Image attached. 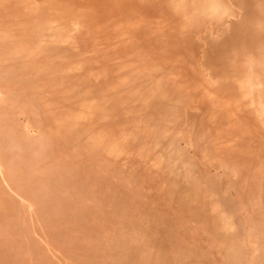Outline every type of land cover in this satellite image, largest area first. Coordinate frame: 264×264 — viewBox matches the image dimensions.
Listing matches in <instances>:
<instances>
[{"label":"rangeland","instance_id":"374dc122","mask_svg":"<svg viewBox=\"0 0 264 264\" xmlns=\"http://www.w3.org/2000/svg\"><path fill=\"white\" fill-rule=\"evenodd\" d=\"M42 1L43 7L48 5L50 10L58 9L55 13L65 9L68 13L74 11L77 12L76 14L83 15L87 11L84 6L79 7L76 4L72 8V0L71 2L67 0V8H63L64 4L61 6V2H57L59 0H53L52 3H48V0L40 2ZM79 1L85 6L88 2L76 0V2ZM216 2L220 3V6L218 5L219 7L217 6L211 13L201 10L195 16H189L186 19L188 21L185 22L182 13L175 14L176 25L170 26L168 32L174 34L175 38L172 40L175 44L174 48L181 50L183 47V49L181 53L179 50L174 51V55L167 58L169 65L165 68L157 67L151 60L148 61L149 68L145 67L143 70L151 72L155 78L145 81L150 90L144 93L142 98L137 99L136 104L139 109L136 113H139L138 124L141 122L142 128L138 124L129 128L128 135L124 136V141L121 142L130 141L133 143V148L119 149L121 155L125 157V161L120 163V170L126 174L127 178L131 176V180L141 181L142 184L143 180L150 177L149 174L153 175L152 172L156 171L158 174L155 179L161 182V190L172 193V205L164 206L163 210L158 212L161 214V217H158L159 221L154 218L149 219L151 215L148 216L146 205L141 207L144 216L140 225L144 227L142 232L146 230V233L143 236L136 234L137 245L152 251L151 256L156 263L264 264V191L261 187L264 185V178L261 177V172L256 170L258 163L249 161L259 158L258 161L262 162L264 159V0H216ZM162 3L164 0H157L155 8L159 10ZM36 11L40 15L38 10ZM159 11L163 12L162 9ZM38 15L36 17L39 21ZM163 16L155 19L160 25L165 23ZM80 20L79 16H75L72 20L73 36L83 37L87 31L86 23H81ZM166 25L169 27V24L162 26ZM241 35L249 36L251 43L243 45L237 42L232 46L231 42L236 41V38ZM159 37L164 38L168 43L169 38L164 31L160 32ZM75 39H73L74 43ZM256 43L260 45L256 46ZM221 44L227 46L221 54L223 65L218 66L216 51ZM64 46L85 55L83 58H87V62L82 63L85 69L90 63L95 62L96 66H101L103 63V58L101 61L98 59L104 55L99 49L84 52L83 48L79 50L78 43L71 47L67 44ZM111 49L114 53H121L119 56L121 60L133 64L131 56L135 54V50L132 47L122 51L119 45H115ZM114 53L111 55L114 56ZM33 55L31 53L23 65L29 72L43 68L42 63H36L34 66L36 58ZM149 57L151 55L147 56L148 59ZM112 62L114 63L113 60ZM128 66L131 70L132 66ZM110 68L107 69L112 70L113 66ZM136 68L140 70V66ZM78 70L80 73L84 71L80 65ZM134 70L138 71L135 68ZM164 73L170 75L162 77ZM188 73L194 77L188 76ZM97 77L87 80L86 76H82L78 78V81L81 83L85 81L81 87L90 86L88 81H96L94 78ZM196 78L199 82H195ZM45 85L44 79L39 81L38 100L40 103L42 101L47 104L55 103L61 96L49 95L50 93L44 90ZM62 97L64 100L60 102L61 106L54 104L52 107L54 113L60 118L51 117L47 121L41 117L43 113L36 111L35 108L29 109V104L24 99L20 102L14 101L11 103L15 112L14 117L11 118L12 129L16 127L19 132V126L23 139L30 141L31 144L43 142L45 144L47 141L41 137V129L33 127L32 122L36 120L39 121L38 126L46 128L44 130L51 131L55 127L65 126L68 127L69 132H74L78 124H71L68 116L69 113L76 111L77 104H72L67 97ZM167 98L170 100V103L167 102L168 106L170 105L168 108L163 107L160 100ZM8 100V94L0 92V113L1 107ZM117 116L115 111L113 115L108 116V119H115ZM166 116H170L169 119H165L163 125H160L161 129H165L164 127L166 129L161 131L159 138L150 139L146 128L154 126L155 121ZM234 120L238 122V125L235 132H231ZM140 139L143 140L140 141ZM85 141L80 140L78 146L74 144L72 148L75 150L80 146L81 150L87 151ZM115 142L117 146L123 144L120 140ZM136 143H141L142 146L138 151ZM250 144L252 146H248ZM44 146L46 144L42 147ZM258 148H261L262 152L256 151ZM151 150L155 152V156ZM26 151V147L19 148L17 143L14 146L8 144L0 134V195L7 198V204L15 214V227L13 231H10L8 239L3 237L0 230V264H49V262L50 264H132L131 251L127 255L128 259H125L126 255L118 254L108 247L110 238L115 235L114 227L107 232L106 225L110 222L105 221L106 219L103 221L109 211L106 208L108 202L98 205L89 196H83L94 189L93 192L97 196L106 198L113 190V192L116 191L113 185L119 181V178H115L112 173L109 176L111 179H108L111 182L105 181V185L103 180H100L102 183L98 181L97 188L84 183L86 186L81 187L80 191H65L62 182L69 183V186L70 183H77L79 180L83 183L85 179H80L77 173H71L70 167H67L68 170L62 166L63 169H56L54 172L52 168H49L54 165H49L51 163L47 159L44 163V157H40L44 168L41 166L37 174L38 167H33L36 163L31 164L29 160L23 158ZM96 157L99 164L103 163L102 158L98 159V155ZM66 159L67 156L63 161ZM33 175L43 177L36 188H30L29 185H33L30 180ZM103 175L104 173L100 172L99 176ZM161 177H164V180ZM129 183L134 185L136 182L129 181ZM144 183L145 185L139 187L145 194L146 191L151 190V184L147 180ZM57 185H61V188L56 187ZM58 188L61 198L68 201L62 203L54 200L51 209L48 210L46 204L51 200L52 195L55 196L54 190ZM172 188L174 190L176 188V191H172ZM191 188L195 190L192 195L200 199V201L197 200L199 203L197 209L203 214L204 221L205 219L207 221L202 223L181 218L176 220L173 225L177 236H173L176 238L173 240L175 242L173 245H176L180 238L188 243L191 241L195 249L185 255L182 251L172 252L171 249V253L167 254L169 256L167 262L165 259L159 260V252L155 251L157 247L152 243L158 241L164 245L170 242L169 235L172 236L171 231H173L172 229L168 234L169 228L160 225L166 223L164 214L178 208L177 198L185 189L189 193ZM49 192L52 195L48 194ZM80 192L81 202H78L76 199ZM205 196L206 199L201 200ZM41 199L47 202L42 203ZM82 212L90 217L93 213L97 219L99 217L101 223H90L86 226L88 229H84L79 226L80 222H77L80 221L78 217ZM50 216L52 220L48 219ZM182 232H185V236H181ZM188 235L192 237L190 241L187 240ZM135 253L134 256L137 255V252Z\"/></svg>","mask_w":264,"mask_h":264},{"label":"bare ground","instance_id":"6f19581e","mask_svg":"<svg viewBox=\"0 0 264 264\" xmlns=\"http://www.w3.org/2000/svg\"><path fill=\"white\" fill-rule=\"evenodd\" d=\"M36 1L37 3H35ZM40 1L41 0H0V92L4 94L7 93L9 98L5 105L1 107L3 111L1 110L0 113V134L3 135V138H5L8 144L14 146L17 143L19 148L21 146L27 148L23 158L29 160L31 164L32 162L37 164L33 165V167H38L37 174H39L40 167L43 164L40 161V157H44V163L45 159H47L48 162L51 163L49 165H54V167H49L52 168L54 172L56 169H63L62 166L66 168L70 167L72 170L67 169L71 173H77L80 179H85L83 183L81 180L75 183L74 178V183H70L69 186V183L64 184V182H62L66 189L65 191H80L81 187L86 186L84 183L97 188L99 184L98 181L101 182L100 180H103L104 185L105 181L107 183L111 182L108 179H111L109 176L113 173L115 178H119V181L113 185L115 186V192H113V190L104 198V196H97V194L93 192L94 189H91V193L83 195L89 196L98 205L108 202L106 208H108L107 210L109 211L103 218V221L106 219L105 221L110 222V224L107 223L106 225L107 232L108 230L111 231L112 227H114L113 230L115 229V235H111L112 238H110V244H108L109 249L111 250L112 248L114 251L118 252V254L126 255L125 259H128L127 255H129L131 251L130 257H132V264H161L155 262L156 260L151 256L152 251L146 249V252L145 248L137 245L138 241L136 234L143 236L146 233V230L142 232L144 227L140 225L141 219L144 216L142 213L143 210H141L142 205H146L148 216L151 215L149 219L154 218V220L159 221L158 217H161V214L158 212H160L161 209L163 210L164 206L172 205V193L161 190V182L155 179L158 174L155 171L152 172L154 173L153 175L149 174L150 177L146 178L147 182L151 184V190L149 189L150 191H146L144 194L139 186L145 185L144 181L146 180H143L141 184V181L131 180V176L127 178L126 174L120 170V163L125 161V157L121 155L119 149L121 147L133 148L132 142L128 141L123 143L121 141L124 136L128 135L129 128L133 125L137 126L139 122V113H136V110L139 109L136 104L137 99L142 98L143 94L150 90L148 89V83H145V81H150L155 78L151 72L143 70L145 67L149 68L150 62L148 63V61L151 60L157 67L160 66V68H165L169 65L167 58H171V56L174 55V51L179 50L181 53L183 49V47L181 50L174 48L175 44L172 42L175 38L174 34L168 32L170 26L176 25L175 14L182 13L185 17L183 20L185 22L188 21L186 19L189 18V16H195V14L201 10L205 13H211L218 5L220 6V3L216 2V0H164L165 6L164 3H162L159 9H162L164 12V14H161L163 12L155 8L157 6V0H87L86 6L83 5L84 3L81 1L76 2V0H72V3L69 0L72 8L76 4L79 7L84 6V8L87 9L86 13L82 15L76 14L77 12L74 11L68 13L65 9L60 10L61 12L59 13H55L58 9H56V11L55 9L50 10L48 5L47 7H43V1ZM49 2L52 3L53 0H48V3ZM57 2H61V6L64 4L63 8H67V0H59ZM149 2H152V4H149ZM36 10H38L40 15L37 14ZM166 11L167 13H165ZM37 15L39 16V21L37 20ZM75 16L81 17V23H86L87 31H85L83 37L73 36L74 28L72 20ZM161 16H163L164 24H169V27H167L168 25L162 26L164 24L160 25L157 23L155 19ZM165 27H167V29H164ZM161 31H164L166 37L169 38L168 43L164 38L160 39L159 35ZM241 36H238L236 41L231 42V45L234 46L233 44L237 42H241L239 44L243 45L251 43L249 36H242V39H240ZM74 38H76L75 43L73 41ZM245 39L246 42H244ZM77 43L80 45L78 46L79 50L83 48L84 52L96 51L98 49L100 52L102 51L104 55L98 58L100 59L99 61L103 58V63L101 62L102 65L96 66L94 65L95 62H93L92 64H87L89 67L85 69L84 65H82L84 61L87 62V58H83L85 55L64 46L67 44L71 47ZM115 45H119V49L122 51H126L128 47H132L135 50V54L131 56V62L135 65L128 64L127 61L121 60L119 58L121 53L112 52L113 50L111 48ZM182 45L184 46V44ZM258 45L260 44L256 43V46ZM226 46L227 45L224 46L221 44L216 51L218 66L223 65V61L221 62V54ZM31 53L34 54L33 57L36 58L34 59V66H36V63H42V69H35L33 72L24 69V61L31 56ZM113 53L115 54L114 56L111 55ZM146 55H151V57H149L150 59H148ZM79 65L84 69L83 73L79 72ZM128 65H130V67L132 66L131 70L128 68ZM111 66H113L112 70L107 69ZM133 66L136 70H138L136 67L140 66V70L135 71ZM166 70L169 71V69ZM169 75V73H164L162 77ZM82 76H86L87 80L95 76L98 77L94 78L96 81H88L90 86L81 87L85 81L81 83V81H78V78ZM188 76H190V73H188ZM39 79H44L46 83V88L44 90L48 92V94L50 93L49 95L61 96L55 103L49 104L48 102L47 104L43 101L40 103L38 100ZM195 82H199V80L196 78ZM67 83H69V85ZM62 96L67 97L72 104H77L75 109L77 112L73 111L69 113L68 116L71 124H78L74 132H69L68 127L65 126L59 128L55 127L51 131H48L50 129L44 130L46 128L38 126V120H33V127H37L38 130L41 129V137H44V139L48 141V143L45 141L46 146L42 147L45 145L43 144L44 142L31 144L30 141L23 139L19 126V132H17L16 127L14 130L12 129L13 121H11V118L14 117L15 112L12 109L11 103L14 101L20 102L24 99V101L28 102L29 109L35 108L36 111H40L43 113L41 117L47 121L50 120L51 117L60 118L58 114L54 113L52 107L54 104L56 106H61L62 103L60 102L64 100ZM160 100L163 107H170V105L168 106L167 104V102L170 103L169 98ZM115 111L118 114L117 118L108 119V116L110 117L113 115ZM169 117L170 116H166L159 121H155L154 126L146 128L148 131H146V133L150 135V139L154 140V138L160 137L161 131L166 129V127H164L165 129H161L160 125H163V121L168 120ZM141 124L140 122L138 125L142 128ZM237 125L238 122L234 120L233 126H231L232 131L230 129L229 131L235 132ZM80 140H86L87 151L81 150L82 147L79 148L80 146L76 147L75 150L72 148L75 145L78 146ZM114 140H120V143L123 144L117 146ZM141 140L143 139H140V141ZM141 143L135 144L137 146V151L139 147H142ZM146 146H148V144ZM248 146H252V144ZM28 147L33 149H29ZM256 151L262 152L261 148H258ZM151 152H153L154 156L156 155L154 151L151 150ZM96 155H98V159H103V163L99 164L96 161ZM66 156L67 159L63 161ZM258 159H251L249 161L258 163L256 170L261 172L260 175L264 178V159L262 162H259ZM63 162L64 164H62ZM114 167L117 169L115 170ZM41 168L44 167L42 166ZM100 172H103L106 176L103 175L100 177ZM52 176L54 175L52 174ZM42 178L41 175L39 177L33 175L30 179L33 185L29 184L30 188H36L37 185L41 183ZM61 178L63 179V177ZM161 178L164 180V177ZM129 181H135L136 183L133 185L129 183ZM56 187L61 188V185H57ZM261 187L262 191H264V185ZM59 188L54 190L55 196L50 192L48 193L52 195V198H50L51 200L46 204L48 210L51 209L52 202L58 201L63 203L68 201L65 198H61ZM187 189H185L176 200L179 207L175 208L174 211H172V209L170 212H166L164 214L166 223L160 224L161 226L164 225L165 228H169L168 234L173 229V231H171L172 236L169 235L170 242L164 245L158 241L152 243V245L157 247L155 251L157 250L159 252V260H168L169 256L167 254L171 253V249L172 252L182 251L183 255L190 254V252H193L195 249L190 241V238H192L191 235L187 237V240L190 241L189 243L179 238L180 241L176 245H173L175 244L173 240L176 239L173 236H177L173 225L176 220L181 218L190 222L207 221L206 219L204 221L203 214L197 209L199 205L197 200L200 201V199L192 195L195 193V190L191 188V191L188 193L189 189ZM172 191H176V188L175 190L172 188ZM116 192L118 193L116 194ZM81 196L80 192L76 201L81 202L79 199ZM204 199H206V196L201 200ZM40 201L42 203L47 202V200L42 199ZM7 203V198L0 195V230L3 237L6 239L9 238L10 231H13L15 227V214ZM84 213L85 212L81 213L80 217H78L80 221H77L80 222L79 226L84 229H88L86 226H89L90 223H101L99 217L97 219L93 213L91 217ZM174 217L176 218L175 220L173 219ZM48 219L52 220V217L50 216ZM181 236H185V232H182ZM74 242L76 243V241ZM142 245H144L143 241ZM8 246H10L9 243ZM27 252L26 254H28ZM135 252H137L136 256H134V254H136ZM22 254H24L23 251ZM50 263L51 262H49V264Z\"/></svg>","mask_w":264,"mask_h":264}]
</instances>
